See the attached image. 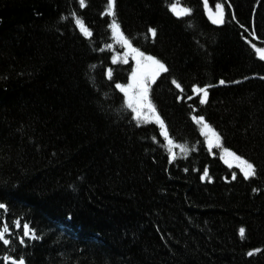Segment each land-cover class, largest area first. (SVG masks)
Listing matches in <instances>:
<instances>
[{"label": "trees", "instance_id": "1", "mask_svg": "<svg viewBox=\"0 0 264 264\" xmlns=\"http://www.w3.org/2000/svg\"><path fill=\"white\" fill-rule=\"evenodd\" d=\"M171 2L192 14L178 18ZM217 3L223 25L211 23L203 0H117L134 47L169 68L152 99L170 137L190 149H174L173 160L159 126L137 125L115 88L130 82L135 64L131 57L112 63L126 49L112 40L107 0H86L83 9L78 0H0V203L8 205L0 228L9 224L12 241L0 242V257L24 256L26 264H264V61L247 43L264 48V0H207L212 13ZM150 27L155 43L146 38ZM209 84L201 105L192 88ZM194 115L205 117L225 148L253 162L257 176L244 180L237 161L228 157L229 168L221 148L209 151ZM204 170L211 179L201 178ZM15 220L42 239L20 244Z\"/></svg>", "mask_w": 264, "mask_h": 264}, {"label": "snow or ice", "instance_id": "2", "mask_svg": "<svg viewBox=\"0 0 264 264\" xmlns=\"http://www.w3.org/2000/svg\"><path fill=\"white\" fill-rule=\"evenodd\" d=\"M80 8H86V0H78ZM203 6L205 11L209 12V19L211 23L214 25H223L225 23V9L223 3H217L215 5L216 12L212 13L207 7V0H203ZM168 10L178 18L183 16H190L192 14V8L190 7H182L179 6L177 2H171L168 4ZM75 18V24L79 28L80 32L89 40H91L93 33L85 26V23L82 18L77 16L75 13L72 14ZM105 16L111 18V22L108 27L111 30V37L115 44L120 45L121 48L126 49L123 56H120L119 53H116L112 56V63H123L127 64L129 57H131L135 61V67L131 69L130 74V82L123 83H115V88L118 89L121 93H123V104L126 105V108L131 111L132 120H135L137 125L143 124H156L159 126V135L163 137L164 141L167 142L165 145L167 147L168 153L173 160L176 159V153L174 149L179 148L182 153H187L190 151L186 145L177 144L170 137L168 127L161 117L160 113L157 110V106L153 102L152 99V88L153 85L156 84L157 79L160 77L162 73H168V66L156 56L147 54L144 51H141L140 48L134 47L132 40L125 34V32L121 28V24L117 17V0H107L106 11L104 12ZM233 18H235L233 13ZM67 19V17H64ZM243 27V25H241ZM158 32L154 27H150L147 30L146 38L151 39L153 43L157 38ZM247 43L251 45V47L255 50L256 53L259 54V59L264 61V48L257 47L252 43L251 40H248ZM109 50H113V45L109 44L107 46ZM103 51V49H100ZM95 68V65L92 66ZM107 78L108 80H112L113 78V69H107ZM264 79V77H261ZM171 83L175 85L176 89H179L181 93L184 92L181 84L172 79ZM219 83L224 85L226 82L224 80H220ZM235 83H239L236 81ZM214 87V85H205L200 87L199 85H194L192 88V92L201 97L199 100V104L204 105L208 103L209 96V88ZM180 100H183L184 97H178ZM189 100L192 99V96L188 97ZM192 120L199 126L201 134L205 137V140L208 144L209 151L215 148H221L225 153V162L228 163L229 168L233 167V164L228 157L233 158L236 163V167L240 169L242 173V178L244 180H251L252 178L257 176V167L253 162H250L248 159L237 155L235 152L225 148L222 144V138L220 133H218L212 126L207 122L203 115H194L192 116ZM153 140H156V137H152ZM159 143V141H157ZM187 171V169H185ZM202 179H211L209 177L208 171L204 170ZM237 174L233 172L231 174V180H236ZM254 191H258V189H254ZM0 210H4L5 212L8 210V205L5 203H0ZM16 230H20L21 227L23 231L20 235V244L25 245V238L31 241H35L38 239H42V237L38 236L29 224L21 222V220L14 221ZM245 228L241 227L239 229V235L243 239L245 237ZM10 235V228L7 222H4L2 228H0V242L3 245L11 246V239L7 238ZM255 252H260L261 249L254 250ZM254 251H249L247 255L249 257L254 255ZM0 260L6 262V264H26V259L24 256L14 257L12 255H4L0 257Z\"/></svg>", "mask_w": 264, "mask_h": 264}]
</instances>
